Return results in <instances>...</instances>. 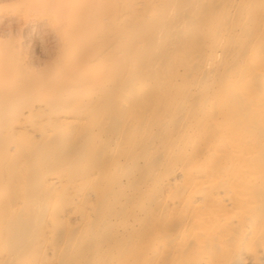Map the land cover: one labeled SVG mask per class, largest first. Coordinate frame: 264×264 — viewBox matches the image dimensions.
<instances>
[{
	"label": "bare ground",
	"instance_id": "bare-ground-1",
	"mask_svg": "<svg viewBox=\"0 0 264 264\" xmlns=\"http://www.w3.org/2000/svg\"><path fill=\"white\" fill-rule=\"evenodd\" d=\"M0 264H264V0H0Z\"/></svg>",
	"mask_w": 264,
	"mask_h": 264
}]
</instances>
